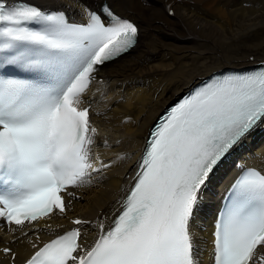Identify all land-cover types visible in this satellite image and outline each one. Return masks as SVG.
<instances>
[{
    "label": "snow or ice",
    "instance_id": "obj_1",
    "mask_svg": "<svg viewBox=\"0 0 264 264\" xmlns=\"http://www.w3.org/2000/svg\"><path fill=\"white\" fill-rule=\"evenodd\" d=\"M86 22L28 0H0V219L22 228L67 209L61 193L109 167L90 146L81 107L99 66L129 52L138 26L103 5ZM264 125V69L222 74L174 105L151 133L141 171L113 226L91 247L81 228L26 264H196L191 223L217 168ZM27 235V233H25ZM215 264H256L264 246V173L244 170L216 222ZM10 254V248L3 249ZM14 258V257H13ZM264 264V255L260 257Z\"/></svg>",
    "mask_w": 264,
    "mask_h": 264
},
{
    "label": "bare ground",
    "instance_id": "obj_2",
    "mask_svg": "<svg viewBox=\"0 0 264 264\" xmlns=\"http://www.w3.org/2000/svg\"><path fill=\"white\" fill-rule=\"evenodd\" d=\"M35 1L43 8L65 9L70 19L79 22L86 20L85 6L96 9L102 2ZM106 1L139 30L134 48L99 66L81 105L90 104V121L98 130L91 145L95 162L99 157L109 167L92 173L83 185L69 188L63 215L55 211L48 218L25 223L22 228L15 225L9 231L0 219V264H23L36 250L33 244L40 246L54 235L78 227L72 223L77 218L86 221L79 226L81 242L90 247L99 225L105 228L119 209L149 127L159 113L213 71L264 63V0ZM170 9L172 14L167 13ZM217 14L223 18L219 20ZM133 50L136 53L131 54ZM237 161L264 171V125L217 168L203 193L191 223L196 264H210V221L218 205L216 195ZM4 248H10L11 254H4ZM262 255L264 246L257 249L256 264Z\"/></svg>",
    "mask_w": 264,
    "mask_h": 264
},
{
    "label": "rangeland",
    "instance_id": "obj_3",
    "mask_svg": "<svg viewBox=\"0 0 264 264\" xmlns=\"http://www.w3.org/2000/svg\"><path fill=\"white\" fill-rule=\"evenodd\" d=\"M33 1H34V0H33ZM190 1H191V0H190ZM35 2H36V1H35ZM201 4H202V3H200V4H198V5L201 7V6L203 5V4H202V5H201ZM220 4H223V3H220ZM56 7H57V6H56ZM220 9L223 10V11L226 10L225 7H222V6H220ZM167 13L172 14L173 12H172V10L170 9L169 12L167 11ZM216 16H217L218 19L220 18L219 20H221V19L223 18V17H222V14H217ZM218 16H219V17H218ZM184 36H185V35H184ZM187 38H188V36H187ZM187 41H189V40L187 39ZM168 42L176 43V42H174L173 40H170V41H168ZM180 43H182V42H180ZM187 44H188V43H187ZM136 50H137V49H136ZM134 53H136L135 50H133V53H131V54H134ZM129 54H130V53H129Z\"/></svg>",
    "mask_w": 264,
    "mask_h": 264
}]
</instances>
